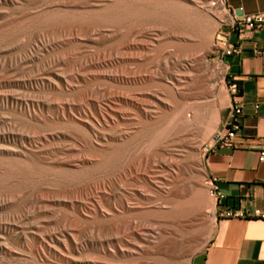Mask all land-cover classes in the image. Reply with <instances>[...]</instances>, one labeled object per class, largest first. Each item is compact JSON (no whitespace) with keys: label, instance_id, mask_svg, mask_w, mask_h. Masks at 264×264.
I'll use <instances>...</instances> for the list:
<instances>
[{"label":"rangeland","instance_id":"rangeland-1","mask_svg":"<svg viewBox=\"0 0 264 264\" xmlns=\"http://www.w3.org/2000/svg\"><path fill=\"white\" fill-rule=\"evenodd\" d=\"M153 1L126 3L132 12L157 10L165 17H128L114 26L90 23L113 0H0V264H187L211 233L213 199L203 158L213 129L191 148L186 127L178 125L176 133L166 132L165 140L150 146L158 139L152 134L184 106L196 103L209 116L227 101L220 54L231 17L223 2L207 15L203 0ZM166 4L210 20L208 52L188 47L203 37L188 31L183 16L161 7ZM54 12L74 19L52 21ZM212 72V93L196 98ZM105 85L117 88L116 121L126 135L112 141L91 135V147L82 129L71 126L82 128L77 113L68 121L55 107L87 93L97 97ZM184 114L190 117L192 108ZM139 120L147 123L141 136ZM44 135L49 141L40 140ZM124 142V159L116 164L90 169L89 163H74L82 154L99 159L100 149ZM198 191L211 202L197 213L174 209ZM63 229L73 234L67 249L58 244ZM41 240L52 251L40 252Z\"/></svg>","mask_w":264,"mask_h":264},{"label":"crops","instance_id":"crops-1","mask_svg":"<svg viewBox=\"0 0 264 264\" xmlns=\"http://www.w3.org/2000/svg\"><path fill=\"white\" fill-rule=\"evenodd\" d=\"M223 6L231 19L264 15V0H223ZM224 41L225 46L236 47L220 57L223 75L227 83L235 82L237 92L234 97L228 93L227 101L214 111L216 125L203 158L205 176L216 186L217 197L211 196L214 221L188 263L264 264V218L254 214L264 209V161L257 159V152L264 149V25L230 27ZM233 104L239 108L235 116ZM233 117L237 127L230 144L214 145L213 134L223 133ZM226 211L232 214L225 215Z\"/></svg>","mask_w":264,"mask_h":264},{"label":"bare ground","instance_id":"bare-ground-1","mask_svg":"<svg viewBox=\"0 0 264 264\" xmlns=\"http://www.w3.org/2000/svg\"><path fill=\"white\" fill-rule=\"evenodd\" d=\"M17 1V0H16ZM141 3H153L156 5V1L153 0H138ZM81 2V1H80ZM201 2V0H200ZM199 2V3H200ZM222 0H203L202 3L204 4V11L205 13L211 14V12H215L216 10L218 11V9L220 8L221 4H222ZM79 3V2H78ZM69 5V3H66ZM77 4V2H76ZM87 4V3H86ZM170 4V3H169ZM14 5V4H13ZM73 5V4H72ZM94 5V4H93ZM81 6V4H80ZM89 6V5H88ZM132 6V5H131ZM131 6H128L126 3V0H113V2L109 5H105L104 9H102L101 11H99V9L97 11V13H95V18L93 20H91L90 23H94V24H99V23H106V24H112L114 26H119L121 24H123L124 22H126L128 17H140L142 15H144L143 13L136 11V12H132ZM176 6V5H175ZM158 7V6H157ZM155 7V8H157ZM163 9L170 11V13L174 16H183L184 17V21L185 23L188 24V31L191 32H196L198 34H200L203 38L200 39V41H198L197 43H195L194 45L188 46V47H192L194 48L196 45V47H201V49L203 50V55L208 52V48L210 43L208 42V40L205 38V35L208 37L207 33L208 31H210V24L208 18H206V16H203V19H200L198 17V15L192 11V13H190L189 11L186 12H182V10L179 12L176 11V9L174 8V6L172 5H163L161 6ZM76 8V7H75ZM79 9V8H78ZM89 9V8H88ZM178 9V8H177ZM69 10V9H68ZM71 12V11H70ZM180 13V14H179ZM145 17L148 18H153V19H161L162 17H165L163 13H161L160 11L155 10L154 12H150L147 15H144ZM74 19V16L71 14H67V13H61V12H54L51 15V19L52 21L58 22V21H62L68 18ZM169 17V16H168ZM79 19H75L76 21L79 20L81 21L83 24H85V20H82V17H78ZM171 19V17H170ZM182 19V18H181ZM50 20V19H49ZM71 20V19H70ZM134 20V19H133ZM69 21V20H68ZM183 21V22H184ZM214 22V20H213ZM48 23V22H47ZM171 23V22H170ZM82 24V25H83ZM130 26V25H129ZM212 26V24H211ZM159 27V26H158ZM161 27V26H160ZM163 27V25H162ZM59 28V27H58ZM57 28V29H58ZM75 28V27H74ZM121 28V27H120ZM165 28V27H164ZM163 28V29H164ZM170 28V27H168ZM172 28V27H171ZM93 29V28H92ZM91 29V30H92ZM104 28H101L100 30H102ZM167 29V28H166ZM79 30V28H78ZM100 30H97L95 28V32H100ZM111 30V29H110ZM123 30V29H121ZM119 30V31H121ZM212 30V29H211ZM62 31V30H61ZM94 31V29H93ZM161 31V30H160ZM172 31V30H171ZM128 32V31H127ZM174 33V32H173ZM176 33V32H175ZM108 34V33H107ZM197 34V35H198ZM114 35V34H113ZM139 36V35H138ZM183 37V36H182ZM93 38V37H92ZM91 38V39H92ZM188 38V37H187ZM210 40V38H209ZM138 42V41H137ZM142 42V41H141ZM120 45V44H119ZM119 48V47H117ZM143 48V47H142ZM191 48V49H192ZM200 49V48H199ZM119 51V49L116 50V53ZM157 51V50H156ZM155 51V52H156ZM202 52V51H201ZM108 53V52H107ZM115 53V52H113ZM110 55V54H109ZM137 55V54H136ZM142 55V54H139ZM115 56V54H114ZM117 56V55H116ZM202 57V56H201ZM108 60V59H107ZM1 61V60H0ZM3 61V60H2ZM9 61V60H8ZM90 63V60H88ZM81 62V61H80ZM97 62V61H95ZM87 63V62H86ZM88 63V64H89ZM105 64V63H104ZM196 64V63H195ZM85 65V64H84ZM90 66V65H89ZM82 68V67H81ZM85 68V67H84ZM72 69V68H71ZM116 69V68H115ZM206 69V68H205ZM55 73V72H53ZM70 73V72H69ZM82 73V72H81ZM88 73V72H87ZM91 73V72H90ZM103 73V71H102ZM106 74V73H105ZM64 75V74H62ZM123 75V74H122ZM75 76V75H74ZM107 76V75H106ZM217 73L214 74L213 72L210 73L209 75H207V78H205L204 80H202L203 82L200 84L201 86H203L204 90L201 89V91H203L202 93H200L201 95L197 96L196 98H201L202 96H208L212 93L213 87L214 85H212L213 80L216 78ZM43 77V76H42ZM206 77V76H204ZM44 78V77H43ZM103 78H106L105 76ZM110 78V77H109ZM75 79V78H74ZM192 79V78H191ZM203 79V78H202ZM64 80V79H63ZM80 80V79H79ZM199 81V80H198ZM51 82V81H50ZM56 83V82H55ZM112 83V82H111ZM214 84V83H213ZM65 85V84H64ZM199 85V84H198ZM200 85L198 87H200ZM80 86V85H79ZM93 87V86H92ZM196 87V86H195ZM59 88V87H58ZM97 88V87H96ZM99 88V87H98ZM117 89V88H116ZM116 89L109 87L107 85H105L104 87H102L100 90L96 91V95L97 97H94L93 92L92 93H87L86 95L83 94L82 98L80 99L81 101L79 102H70L65 101V103L62 104V106H57L55 107V113L58 115V117L62 116L63 118H66L69 120H74V114L73 112H76L78 115V118L83 120L82 123V128H79L78 126H74L71 122V126L77 128V129H82V137L83 139L86 141V144H88L89 146H93L94 145V140L92 141L91 139V135L97 134L101 140H105V141H112L115 140L116 138H118V136H124L126 135V133L124 132L123 129H118V125H117V121H116V110H115V101L117 100V96H118V92L116 91ZM142 90V89H141ZM199 92V91H198ZM95 93V92H94ZM126 93V92H125ZM192 93V92H191ZM127 94V93H126ZM123 95V93H122ZM121 96V95H120ZM128 96V95H127ZM126 96V97H127ZM67 98V97H66ZM65 98V99H66ZM124 98V97H123ZM13 100V99H12ZM71 100V99H70ZM135 100H139L140 99H135ZM122 101V103H126L125 99L120 100ZM129 102V101H128ZM60 103V102H59ZM62 103V102H61ZM117 103V102H116ZM36 105V104H35ZM58 105V104H57ZM140 104L136 105V107L138 108L139 111H142L140 109ZM192 108V115L190 117H186L184 114V110L186 108ZM200 107V106H199ZM198 105L196 103H191L188 107H183L182 110H180L179 112H177L169 121L168 126L163 127L162 129H160L159 131L156 132V134H152V137H157L158 139L152 143V146H154L156 143L159 144V142H161L165 135H167L168 133L170 134V132H175L177 130L178 125H184L186 127L185 130V135L187 136V142L189 145L195 144L198 141V138L200 136H205L207 135L209 132H211V130L213 128H215L216 125V119L214 118V113H210L209 116L205 115L204 112L202 111V108H199ZM31 108V107H30ZM144 109V108H143ZM123 110V109H122ZM27 111V110H26ZM33 111V110H32ZM49 111V110H48ZM210 111V110H209ZM28 112V111H27ZM34 113V111H33ZM28 114V113H27ZM55 114V116H57ZM122 114V113H121ZM207 114V113H206ZM146 115V114H145ZM144 116V115H143ZM37 117V116H36ZM121 117V116H120ZM125 117V116H124ZM121 119V118H120ZM58 121V120H57ZM126 122V121H125ZM51 123V122H50ZM53 123V122H52ZM55 123V122H54ZM53 123V124H54ZM62 125V124H61ZM179 126V127H180ZM147 127V123L145 121H141L139 120L138 123V131L136 132L137 136H141L145 133ZM124 128V126H123ZM127 130V129H126ZM120 132L119 135H117V132ZM129 132V131H128ZM167 132V134H166ZM3 133V132H2ZM6 133V132H5ZM43 133V132H42ZM54 133V132H53ZM65 133V132H64ZM176 133V132H175ZM178 133V132H177ZM182 134V133H181ZM180 134V135H181ZM175 135V134H174ZM57 136V135H56ZM74 136V135H73ZM171 136V134H170ZM208 136V135H207ZM7 137V136H6ZM127 137V136H126ZM176 137V136H175ZM75 138V137H74ZM81 138V137H80ZM168 138V137H167ZM172 138V137H170ZM169 138V139H170ZM174 138V136H173ZM205 138V137H204ZM12 139V138H11ZM39 139V138H38ZM49 137L47 135H44L43 137L40 138L41 141L43 142H47L49 141ZM58 139V138H57ZM129 139V138H128ZM53 140V139H51ZM123 140V139H122ZM167 140V139H166ZM173 140V139H172ZM185 140V139H183ZM40 141V142H41ZM96 141V140H95ZM126 141V140H125ZM39 142V143H40ZM102 142V141H101ZM116 142V141H115ZM164 142V141H163ZM166 142V141H165ZM99 143V142H98ZM126 143L124 142L120 145H111L106 149H100L99 151V159L93 160L92 159H87L85 155H80L77 157V159L75 160L76 162L74 163H79V164H84V163H89L90 165V169H101V168H106L107 166L111 165V164H116L118 163L121 159H124V153L125 150L124 148H126ZM175 142H173L174 144ZM71 145V144H69ZM99 145V144H98ZM46 146V145H45ZM57 146V145H55ZM75 146V145H73ZM103 146V145H102ZM194 147V146H193ZM60 148V147H59ZM67 148V147H66ZM74 148V147H73ZM153 148V147H152ZM163 148V147H162ZM61 149V148H60ZM65 149V148H64ZM76 149H78L76 147ZM148 150V149H147ZM150 150V148H149ZM63 152V151H62ZM40 153V152H39ZM79 154V152H78ZM90 154V153H89ZM95 154V153H94ZM90 156V155H89ZM88 156V158H89ZM127 156V155H126ZM75 157V156H73ZM72 157V159H74ZM93 157V156H92ZM95 157V156H94ZM71 158V156H70ZM91 158V157H90ZM58 159V158H57ZM67 159V158H66ZM68 160V159H67ZM71 160V159H70ZM64 161V160H63ZM66 161V160H65ZM64 161V162H65ZM59 163V162H58ZM70 164V163H68ZM73 164V163H72ZM78 165H75V167H78ZM19 166V164H18ZM9 167V166H8ZM52 167V166H51ZM50 167V168H51ZM88 168V167H87ZM13 169V168H12ZM53 170V169H52ZM11 171V170H10ZM81 171H78L76 175H80ZM7 175V174H6ZM5 179V178H4ZM122 180V179H121ZM107 181V180H106ZM109 181V180H108ZM122 183V182H121ZM112 185V184H110ZM107 186V185H106ZM191 188V187H190ZM190 198L188 200H186L185 202L178 204L175 206V210H179L181 212L185 213H193V212H198V210L205 206L206 203H210L208 201H206V198L204 197V195H202V193L199 191L193 193V195L189 196ZM123 199V198H122ZM179 203V202H178ZM83 206H79V209H82ZM173 207V206H172ZM211 207L212 203H211ZM82 211V210H81ZM32 214V213H31ZM25 217V215H24ZM19 219V218H18ZM194 219V218H192ZM194 226V224L191 222L188 227L190 226ZM6 226V225H5ZM10 226V225H9ZM16 226V225H15ZM18 226V225H17ZM192 226V227H193ZM1 227V226H0ZM20 227V226H19ZM6 228V227H5ZM12 228V227H10ZM63 228V227H62ZM75 228V227H74ZM15 229V228H14ZM19 230V229H18ZM17 230V231H18ZM22 230V229H21ZM26 231H30L29 229H25ZM24 230V231H25ZM110 230V229H109ZM6 231V230H5ZM23 231V230H22ZM23 231V232H24ZM105 231V230H104ZM90 232V231H89ZM39 233V232H38ZM43 233V232H41ZM61 233L63 234L64 238L63 241L58 242L59 247L63 248V249H67V241H71L73 242V234H70L69 232L65 231L64 229L61 231ZM23 234V233H22ZM96 234V233H95ZM40 237V236H38ZM42 237V236H41ZM139 239L142 240L141 236H137ZM42 239V238H41ZM60 239V238H59ZM109 239V238H108ZM107 242V241H106ZM56 243V242H55ZM110 243V242H109ZM112 243V242H111ZM49 244V243H48ZM47 243H45L43 240H41L39 242V247L38 250L40 252H48L49 250H51V248L48 246ZM52 245V244H50ZM70 245V244H69ZM109 245V244H108ZM108 247H112L111 244ZM104 248V247H103ZM111 250V249H110ZM52 251V250H51ZM49 253V252H48ZM108 263V262H106Z\"/></svg>","mask_w":264,"mask_h":264},{"label":"built area","instance_id":"built-area-1","mask_svg":"<svg viewBox=\"0 0 264 264\" xmlns=\"http://www.w3.org/2000/svg\"><path fill=\"white\" fill-rule=\"evenodd\" d=\"M264 25V15H254V16H249V15H244L239 18L234 17L231 19V27L235 26H244L248 29H253L256 27H260ZM236 51V47L233 44L226 45L225 46V41H223L222 49L221 52L223 54H229L232 52ZM228 92L229 94L234 97L237 92V85L235 82H230L228 83ZM232 103L234 101L232 100ZM239 112V108L233 104V116H235ZM237 127L236 119L233 117L225 126L224 132L223 133H215L213 134V144L214 145H229L230 141L229 138L233 135L235 128ZM257 159L259 161H264V149H261L257 152ZM208 193L210 196H213L214 198L217 197L216 194V186L213 183V181L208 182ZM232 213H229L228 211L225 212V215H230ZM234 215L237 216H243L242 212H235L233 213ZM254 214L257 217L264 218V209L261 210H255ZM188 264H197L194 262H189Z\"/></svg>","mask_w":264,"mask_h":264},{"label":"water","instance_id":"water-1","mask_svg":"<svg viewBox=\"0 0 264 264\" xmlns=\"http://www.w3.org/2000/svg\"><path fill=\"white\" fill-rule=\"evenodd\" d=\"M239 12V11H238ZM237 13V12H236Z\"/></svg>","mask_w":264,"mask_h":264}]
</instances>
